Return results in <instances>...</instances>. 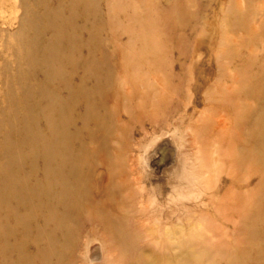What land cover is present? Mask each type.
<instances>
[{
  "label": "rangeland",
  "instance_id": "obj_1",
  "mask_svg": "<svg viewBox=\"0 0 264 264\" xmlns=\"http://www.w3.org/2000/svg\"><path fill=\"white\" fill-rule=\"evenodd\" d=\"M71 1L0 0V168L9 157L2 146L4 138L17 142L21 118L26 114L28 118L36 115L34 108L26 110L20 103L24 95L30 106L40 101L45 107L47 99L40 100L38 95V88L44 85L56 97L70 99L71 87L76 91L82 81L87 87L93 85L91 64L97 61L100 75L110 82L105 105L99 114L84 116L86 106L82 101L77 102L75 96L66 110L68 119L63 129L68 135L78 132L77 139L76 135L70 139L74 150L87 142L90 134L104 142L102 147L99 144L100 152L84 173L89 199L110 210L112 202L115 203L109 197L105 199V192L111 191L107 187L111 181L116 201L133 200L131 206L118 205V212L133 218L125 221L132 231L141 235L138 242L141 252L124 251L119 235H109L106 220L95 217V207L84 204L77 211V220L59 224V231L51 239L50 261L52 264H157L152 256L163 248L168 264L183 255L189 258L193 249L178 239L186 231H192V227L204 230L206 221L197 220V214L189 220L164 217V201L168 199L167 205H175L187 198L183 195L185 184L169 187L167 174H161L164 166L161 164L164 155L169 154L168 158L173 159L168 166L175 163L179 151L182 157L184 147L201 128L209 129L217 126L218 121L227 120L205 104L207 80L216 79V50L223 32L238 37V41L225 44V48L237 49L232 69L243 71L251 61L247 71L261 73L263 47H248L245 42L254 29L255 39L264 40V0H76V7H72ZM47 14L57 16L55 27L59 34L53 30ZM71 26L76 32V69L70 71L67 65L66 73L47 80L34 54L51 43L54 33L55 39L64 43ZM209 38L213 39L211 48ZM63 43L60 48L66 52L67 44ZM157 44L159 52L154 50ZM62 77L70 89L59 83ZM34 124L41 133L48 134L44 114ZM202 133L205 134L203 130ZM22 159L24 165L29 162L26 156ZM190 164L189 168L195 170L196 164ZM42 167V160L37 158L34 171L23 169L19 176L28 185L41 182ZM200 181L207 187L200 189ZM258 182V177L251 176L249 185L238 190L255 189ZM193 184L201 195L197 194L199 198L195 199L194 190L189 201L196 204V213L202 216L230 196L227 192L230 180L224 172H209ZM210 196L212 201L206 204ZM12 205L4 204L0 208V264H11L21 256L25 264H40L35 257L36 248L43 247L48 239L34 242L33 236L43 227L42 212L35 208L31 222L24 225L21 217L26 215V210ZM73 211L76 213V209ZM211 220L221 224L218 218ZM69 228L75 229L73 236ZM52 229L51 224L49 230ZM229 230L233 232L232 227ZM196 238L189 236V242ZM66 241L67 250L58 260L54 254L62 250L61 245ZM262 248L264 253V245ZM262 257L253 254L248 263L264 264Z\"/></svg>",
  "mask_w": 264,
  "mask_h": 264
},
{
  "label": "bare ground",
  "instance_id": "obj_2",
  "mask_svg": "<svg viewBox=\"0 0 264 264\" xmlns=\"http://www.w3.org/2000/svg\"><path fill=\"white\" fill-rule=\"evenodd\" d=\"M81 1L79 0V2ZM71 5L76 7V0L71 1ZM46 17H48L47 20L53 30L59 34V29L55 27L57 16L48 15ZM235 27L231 29L234 30ZM74 29V26L68 28V36L64 43L62 40L55 39L54 33L51 43L43 49H38V53L34 54L38 57L36 62L43 67V75L47 80H51L55 75L59 77L66 73L67 65L70 66V71L76 69V32H73ZM255 31L256 29L249 32V39L245 43L248 47L261 46L264 51V40L255 39L254 35L257 33ZM212 40L209 38V48H211ZM236 41H238V37L235 35L229 37L226 32L222 33L218 40L221 45L216 50V79L212 82L207 80L208 86L205 91V104L209 106V109L217 112L216 114L226 116L227 120L222 119L218 121L217 126L209 127V129L201 128V132H196L186 149L184 147L182 157H180L179 151L175 163L168 166L173 159L168 158L169 154L168 157L164 155L165 160L161 164L165 167L161 168L163 171L161 174H167L169 187L174 188L180 183L185 184L186 191L183 192V195L187 198L180 200L175 205H167L168 199L164 201L163 206L166 205V208H163L164 217L167 220L169 218L189 220L191 215L197 214V220L206 221L205 231L195 226L192 227V231L188 230L181 234L182 238H179L178 242L184 241V244L190 246L193 252L189 254V258L183 255L170 264H198L200 262L208 264L222 261L224 264H249L248 261L252 259L253 254L258 258L264 255L262 248L264 245V63L259 74H251L247 71L251 61L247 62L243 71L232 69L237 49L225 48V44L228 45ZM62 43L67 44L66 52L60 48ZM32 45L35 46V38L32 39ZM159 48L160 46L157 44L154 50L159 52ZM262 57L264 59V53ZM57 62H61L62 65H56ZM98 65L97 61L91 64L94 70L92 73L94 83L90 87H87L82 81L76 91H72L73 88H69L66 80L63 77L60 78L59 83L70 89V99L62 100L60 97H56L51 93V88L44 85L38 88V95L41 97L40 100L47 99L46 108L40 101L31 107L27 101L28 98L24 95L25 98H22L20 103L26 110L34 108L36 115L33 114L28 118L26 114L21 118V127L17 130L20 139L17 142L6 138L3 141L2 146L9 157L0 168V208L4 204L11 203L23 207L26 210V215L21 217L24 225L31 222L35 208L42 212L43 227H39L33 236L34 242L39 239H48L47 242H44L43 247L37 246L36 248L35 257L40 264H52L50 261V257L53 256L50 255L52 236H55V233L59 231V224H64L67 220H77L79 213L77 211L84 204L90 208L95 207L97 212L95 217L106 220V230L109 235L115 237L119 235L121 248L124 251L135 249L141 252L138 245L141 235L132 231L125 221L133 220V218L118 212V205L131 206L133 200L124 203L116 201L111 181L107 186L111 188V191L105 192V199L109 197L115 203L112 202L110 210L102 209L100 204L89 199L88 179L87 174L84 173L88 172L92 158L98 155L104 142L90 134L89 140L81 143L74 150L70 139L75 135L77 139L78 132L68 135L63 129V124L68 119L66 110L71 107L75 96L77 102L82 101L86 106V115L84 116L99 114V110L105 105L106 88L110 86V82L108 78H103L100 75L101 67L98 68ZM27 95L29 96L30 93ZM41 114H44L48 123V134L41 133L35 127L34 122ZM102 117L101 115L100 118ZM101 122L102 127L103 123ZM202 130L205 134L202 133ZM27 146L28 150L26 151L24 148ZM22 156H26L29 161L26 165L22 164ZM37 158L42 160L43 180L28 185L25 178L19 174L23 169L34 171V161ZM190 163L196 164L195 170L189 168ZM209 172H224L228 176L230 187L227 192L230 193V196L221 199V205L218 204L212 212L209 214L207 212L204 214L205 216H202L201 213H196L198 209L196 204H192L189 200L195 190L193 183L198 178L205 177ZM251 176L259 178L255 189L243 192L238 190L240 187L249 185ZM200 182V189L207 187L202 181ZM196 191H199V188L195 190L193 196L195 199L201 195ZM211 201L210 196L206 204ZM160 207L162 208V206ZM75 209L76 213L73 211ZM211 217L220 219L221 224L211 220ZM91 219L93 220V217ZM51 224L54 229L49 230ZM45 227L47 231L43 229ZM230 227L233 228V232L229 230ZM75 229H70L71 236L74 235ZM66 231L68 233V230ZM191 235L197 237L193 242H189ZM67 243L68 241L64 242L61 245L62 250L54 254L58 260L67 250ZM4 248L3 245L2 249ZM164 252V248L158 251L152 256V260L154 259L157 264H168L169 260L166 261L163 256ZM11 264L25 263L21 256ZM28 264H32V262H28Z\"/></svg>",
  "mask_w": 264,
  "mask_h": 264
}]
</instances>
